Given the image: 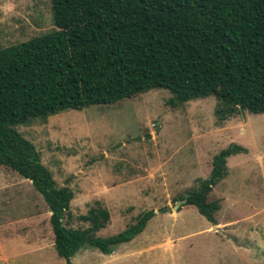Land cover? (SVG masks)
Segmentation results:
<instances>
[{
  "label": "rangeland",
  "instance_id": "rangeland-1",
  "mask_svg": "<svg viewBox=\"0 0 264 264\" xmlns=\"http://www.w3.org/2000/svg\"><path fill=\"white\" fill-rule=\"evenodd\" d=\"M53 29L49 0H0V47ZM170 96L151 88L15 127L55 185L72 191L66 226L87 227L78 216L94 201L109 214L96 237L154 212L140 233L110 254L83 246L69 264H264V112L242 110L219 120L213 96L178 106L167 104ZM233 143L246 151L227 157L225 175L207 194L218 204L212 224L192 205L178 203L208 176L212 156ZM0 264H66L53 249L42 197L2 165Z\"/></svg>",
  "mask_w": 264,
  "mask_h": 264
},
{
  "label": "trees",
  "instance_id": "trees-1",
  "mask_svg": "<svg viewBox=\"0 0 264 264\" xmlns=\"http://www.w3.org/2000/svg\"><path fill=\"white\" fill-rule=\"evenodd\" d=\"M54 29L0 47V165L30 181L49 211L56 255L69 259L83 246L110 254L140 233L154 215L136 216L121 231L96 237L108 221L94 201L80 221L65 225L73 196L56 186L38 151L15 127L66 109L110 104L164 88L167 104L213 96L214 113L264 112V0H49ZM219 149L206 178L180 199L215 224L218 208L207 194L226 173Z\"/></svg>",
  "mask_w": 264,
  "mask_h": 264
},
{
  "label": "water",
  "instance_id": "water-1",
  "mask_svg": "<svg viewBox=\"0 0 264 264\" xmlns=\"http://www.w3.org/2000/svg\"><path fill=\"white\" fill-rule=\"evenodd\" d=\"M182 202L178 203V204H181V203H184L185 202V199L181 200ZM178 205L176 206H173V208L177 207Z\"/></svg>",
  "mask_w": 264,
  "mask_h": 264
},
{
  "label": "crops",
  "instance_id": "crops-1",
  "mask_svg": "<svg viewBox=\"0 0 264 264\" xmlns=\"http://www.w3.org/2000/svg\"><path fill=\"white\" fill-rule=\"evenodd\" d=\"M193 207H194V206H193ZM194 208H195V207H194ZM195 210H196V209H195ZM196 211H197V210H196ZM33 216H35V215H33ZM50 233H51V228H50ZM23 237H24V235H23ZM25 237H26V236H25ZM25 237H24V238H25Z\"/></svg>",
  "mask_w": 264,
  "mask_h": 264
}]
</instances>
